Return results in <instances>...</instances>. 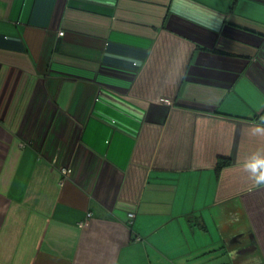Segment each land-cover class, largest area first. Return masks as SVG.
I'll use <instances>...</instances> for the list:
<instances>
[{
	"label": "crops",
	"instance_id": "1",
	"mask_svg": "<svg viewBox=\"0 0 264 264\" xmlns=\"http://www.w3.org/2000/svg\"><path fill=\"white\" fill-rule=\"evenodd\" d=\"M262 114L264 0H0V264H264Z\"/></svg>",
	"mask_w": 264,
	"mask_h": 264
},
{
	"label": "clouds",
	"instance_id": "2",
	"mask_svg": "<svg viewBox=\"0 0 264 264\" xmlns=\"http://www.w3.org/2000/svg\"><path fill=\"white\" fill-rule=\"evenodd\" d=\"M260 121L264 122V114L260 116ZM253 133H264V128H254ZM244 170L249 174L256 187H264V156L253 155L250 160L244 163Z\"/></svg>",
	"mask_w": 264,
	"mask_h": 264
},
{
	"label": "built area",
	"instance_id": "3",
	"mask_svg": "<svg viewBox=\"0 0 264 264\" xmlns=\"http://www.w3.org/2000/svg\"><path fill=\"white\" fill-rule=\"evenodd\" d=\"M162 102H163V103H166V104H170L168 99H162ZM69 172H71L70 169H67V168L62 169V174H66V173H69ZM91 216H92V215H91L90 213L87 214V217H88V218L91 217ZM128 216H129L130 218H133L134 214H133V213H130ZM86 221H87V220H86ZM83 222L85 223V221H83ZM83 222H82V224H83Z\"/></svg>",
	"mask_w": 264,
	"mask_h": 264
},
{
	"label": "trees",
	"instance_id": "4",
	"mask_svg": "<svg viewBox=\"0 0 264 264\" xmlns=\"http://www.w3.org/2000/svg\"><path fill=\"white\" fill-rule=\"evenodd\" d=\"M220 165V164H219ZM193 222H195L196 224H198L199 226H201L203 223L201 222V220L199 221L198 219L193 220ZM203 226V225H202Z\"/></svg>",
	"mask_w": 264,
	"mask_h": 264
}]
</instances>
